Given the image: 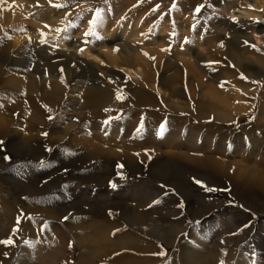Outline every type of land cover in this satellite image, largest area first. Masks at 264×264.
I'll use <instances>...</instances> for the list:
<instances>
[{
    "label": "rangeland",
    "instance_id": "1",
    "mask_svg": "<svg viewBox=\"0 0 264 264\" xmlns=\"http://www.w3.org/2000/svg\"><path fill=\"white\" fill-rule=\"evenodd\" d=\"M198 5H203L199 13ZM14 6L18 12L12 14ZM97 9L100 18L90 27ZM232 24L245 38H239ZM15 40L30 42L33 62L6 59L10 50L17 53ZM115 48L138 50L145 59V53L160 49L161 64L148 69L155 72L156 82L146 85L136 68L108 64L106 55ZM65 59L95 62L101 74L89 81L97 88L118 92L124 85L143 87L158 98L156 111H109L106 122L90 127L91 138L81 139L130 155L149 153L150 142L164 145L149 153L150 160H136L132 167L121 157L83 160L84 151L73 144L49 140L55 125L77 123L72 115H63L67 105L64 111L49 112L54 115L47 117L49 128L28 132L35 137L49 133L35 141L38 153L19 147L22 132L0 141V241L14 240L13 245L0 244V264H264V190L251 185L241 195L230 175L199 163L203 155L212 156L264 172V0H0V60L8 69L31 70L38 78L43 64ZM65 69L51 71L64 77ZM161 77L173 78L172 84L161 88ZM201 79L205 83L199 89ZM65 82L68 87L76 83ZM7 92H1L0 106L9 104L4 96L13 94ZM199 96L210 106L202 120L196 116ZM155 122L159 131L161 124L164 129L153 137ZM173 175L182 178L183 189L173 183ZM134 215L145 217L150 227H139ZM97 230L111 251L91 256L92 247L103 244L97 243Z\"/></svg>",
    "mask_w": 264,
    "mask_h": 264
},
{
    "label": "bare ground",
    "instance_id": "2",
    "mask_svg": "<svg viewBox=\"0 0 264 264\" xmlns=\"http://www.w3.org/2000/svg\"><path fill=\"white\" fill-rule=\"evenodd\" d=\"M38 2L39 3L43 2V0H38ZM11 12H12V14L18 12L16 6L13 7ZM19 16L20 15H18V17ZM249 16H252V15H249ZM233 17L236 18V15H233ZM260 19H262V17H260ZM231 28H232V30H234L236 32V34L240 33L239 38L240 37L245 38V35L241 34V32H237V31H241L242 29L240 30L234 24L231 25ZM47 29L48 28H46V27H44V28L41 27V30L44 32H48ZM27 39H28V36H25L21 40H27ZM21 40L13 41V50H17L16 51L17 53H13L10 50L9 52H7L8 54L6 53V55H5L6 59L11 60V62H13V64H15L16 62H20V61L21 62H28V61L33 62L34 61L33 60L32 45L30 44V42L27 43V41H25L26 43L20 45V43L22 42ZM256 41L258 42V39H256ZM75 45L80 46L81 43L76 42ZM127 48H129V47H127ZM114 50H115V51H113L114 53H112V52H109V54L106 53L107 54L106 55V61L108 64L114 65V66L125 64V66H130L132 68H136V70L141 73V76L143 77V80L145 81L146 85L151 86V85H153V83L156 82L157 76H155V72L151 73L149 71L151 70L152 66H154V65H152L153 63H155V64L157 63V65L161 64L160 62H161V60H163V54L161 53L160 49L147 52L146 56L148 57V59H145L144 57H142L141 56L142 53L139 54L138 50L137 51L132 50V48L128 51L124 50L122 48H115ZM70 61L67 59L61 60V61L55 62L54 65L51 64L52 66L49 64L48 65L43 64L41 74H39V77L36 78L33 75H31V73H30L31 70L30 71H23V73L22 72L17 73L15 71H13L12 69H8L6 67V65H4L2 63V61L0 60V96L5 95L4 93H1L3 90L8 91L7 94L11 93V92L13 94L11 97L4 96L5 97L4 102H6V100H9V98H10L9 104L2 103L0 106V110H2V108H3V110L5 111V112L0 113V141H4L12 133L16 134V133L22 132V136L20 138V141L17 143L19 145V147L25 149L27 152L38 153L40 151V148H39L40 146H38L39 143H35V141L44 138L49 133L46 135L41 134L40 136L35 137L32 135H29V133L31 132L30 130L38 129V128H42V129L49 128L52 121H48L47 117L52 116V119L54 117V115L50 114L49 112L50 111L55 112V114H56V113L60 112L61 110L64 111L63 107L66 108L68 106L66 108V110L64 111L63 115H65V116L72 115L73 118H77V120H78L77 123H70L67 127H59V126L55 125L53 127V130H51L52 132L50 134V136H52L53 138H50L49 140L56 142V143L57 142H69L70 144H73L76 149L84 151L85 154L82 155L83 160H84L85 156H87V158H89L90 156L92 157L94 155H105V157L107 159H109L111 157H117V158L121 157L124 160V162L126 163L127 167H132V165H134L133 163L136 160H141L144 163L147 162L148 160H150L151 155L149 153L152 152L153 150L155 152H159L160 147L164 145V141L162 143H158V145H155L154 143L150 142L149 146H151V147H150L149 153L140 152L139 155H130V154L115 153V151L113 149H111V147H104L100 144L94 143V141L92 139L90 140V139L85 138L86 140H88V142H87V141H84L85 139L80 138V136L91 138L90 127L94 123L101 124V123L106 122L109 119V115H108L109 111L123 110L127 107L128 108L129 107L151 108L152 110H155V109L157 110V109H159V105L157 104V101H158L157 96H156V98L151 97V95L153 93L148 91V89H144L143 87L136 90V89H133L129 86L124 85L122 87H124L125 90H122V91L119 90L118 92L113 91L110 87H108L109 89L108 88L103 89L102 87L97 88L89 81V78H91V77H93V79L98 78L99 74H97V73H100L99 69H101V68H99L96 64H94L95 62L94 63L85 62V61L81 62V61H78L75 59L74 64H73V63H70ZM153 61H155V62H153ZM149 63H150V65H149ZM74 65L76 68L74 67ZM168 65L174 66V63L169 61ZM173 66H172V68H173ZM188 66L191 67L192 64H189ZM23 67H24V65H23ZM53 67L54 68L60 67V68H64V69L66 68L64 77L59 76L58 73H55L54 71H51V68H53ZM28 68H30V67H28ZM148 69H149V71H148ZM192 71H193V69H192ZM65 78L67 80H73L74 82H76L75 85L73 87L66 86L65 85L66 84ZM109 79L110 78L107 79V77H106V80H109ZM172 79L161 77L160 78L161 88L164 89L165 85L170 86L173 82ZM114 80H115V78H114ZM202 80L203 79H201L197 85V87L199 89L202 86V82H204ZM173 85H174V83H173ZM206 86H208V85H206ZM170 88L171 87H169L168 90ZM173 88H174V86H173ZM208 89H210V87L209 88L206 87L207 91H208ZM175 90H171V91H173L172 94H176ZM197 90L195 92L196 96L200 95V92H201V91L197 92ZM177 91H178V89H177ZM207 91H205L204 93H206ZM14 93H16V94H14ZM172 94H170V95H172ZM117 95H120L122 97V99L118 100ZM179 95H180V93H179ZM173 97H174V95H173ZM173 97H171V98L173 99ZM169 99H167V101ZM25 102H27V103H25ZM126 102L128 103L127 105H125ZM172 103H175V102H172ZM222 103H224V102H222ZM36 104H38L40 106H44L47 109V111L43 108L38 109L36 107ZM76 104L79 105L78 110H76L75 112L70 111V108H72V106L76 105ZM241 105L242 104L240 103V106ZM167 106H168V104H167ZM223 106H221V107H223ZM227 107H228V110H230L229 107H231V106H227ZM169 108L174 110L175 106L170 105ZM219 108H220V106H219ZM238 108H240V107H238ZM241 108H240V110H241ZM244 109H242V110L245 111ZM225 110L226 109L224 108L223 113L226 112ZM103 111H106L105 113H103L104 115L101 114ZM227 112H229V111H227ZM232 112H231V114H232ZM209 113H210L209 104L206 103V101L204 100V97L200 98V96H199L197 106H196L197 119H201V120L205 119L206 115H208ZM223 113H222V115L224 116ZM217 114L219 115V113H217ZM226 116L227 115L225 113V118H226ZM230 116L231 115H229V117ZM110 117H111V119H113L112 117H114V115L110 116ZM215 117H217V116H215ZM134 119L137 120L136 118H134ZM134 119L130 120V123L135 122V121H133ZM158 123L159 122H155V126L156 125L157 126L152 128V131H153L152 136L153 137L158 136V132H159ZM149 125L152 126V124H149ZM26 129H28V130L26 131ZM25 131L27 133L28 132L29 133L27 135H24V134H26V133H24ZM38 134H40V133H38ZM166 134L171 135L172 133H170V130L168 129V132H166ZM81 140H83V141H81ZM110 146H113V145H110ZM113 148H116V147H113ZM161 154H163V153H161ZM186 157L190 158L191 156H186ZM213 158H212V156L208 157V156L203 155L202 157L199 158V161H200L199 163L203 164V165L211 166L212 168L218 170V172H220L224 175H230V177L233 180H235V182L239 185L240 188L239 187L238 188H239V193L241 195H243V194L245 195L246 189L248 188V186L250 187L251 185H255L259 189L264 190V172H262L263 170L259 171V170L251 169L249 167H239L238 165H232L230 163H224L222 161H215ZM157 168L159 169L162 167H157ZM160 170H162V169H160ZM158 173H160V171H158ZM171 177H172L173 183L175 185L179 186V188L183 189V186L180 184V181L182 178H180L179 175H176V176L173 175ZM20 188H22V187H20ZM128 216H129L128 213H124L125 221L131 222L129 219L130 217H128ZM134 216L136 219V220L134 219V222L136 224H139V227H141V226L144 228L150 227L151 222H149V220H147L145 217H139L137 215H134ZM158 228H160V227H158ZM96 238H98L97 239L98 244H101V242L103 244L101 246L99 245L97 247L93 246L92 247L93 253H91V256H94L95 253H98V252L101 254L103 252V250L106 252L111 251V250H108V247L104 244L105 237H104V234L102 231L97 230ZM196 260H198L199 262H202L201 259L196 258Z\"/></svg>",
    "mask_w": 264,
    "mask_h": 264
},
{
    "label": "snow or ice",
    "instance_id": "3",
    "mask_svg": "<svg viewBox=\"0 0 264 264\" xmlns=\"http://www.w3.org/2000/svg\"><path fill=\"white\" fill-rule=\"evenodd\" d=\"M49 2L51 3V0H49ZM54 6H55V7H64L65 5H62V4H56V5H54ZM157 7H158V6H157ZM202 7H203V5H198V6L195 8V11H196L197 13H199ZM153 10H155V9H153ZM100 11H101V10L97 9V10H96V13H95V15H94V18H93L91 21H89V25H90V27L95 26L97 20L100 18ZM233 22H235V18H233ZM58 31H59V30H58ZM89 34H94V33H91V32H86V33H85V35H89ZM98 38H99V37H98ZM245 43H247V42H245ZM221 46H222V45H221ZM162 50H163V49H162ZM145 55H147V54L145 53ZM61 71H62V69H61ZM242 78H243V77H242ZM117 99L120 100V99H122V97H121L120 95H117ZM49 119H51V117H49ZM141 126H142V125H141ZM163 129H164V125L161 124V126H160V131L158 132V135H159V134H162ZM42 135H46V133H44V134H42ZM46 150L50 151V149H46ZM3 159H4L5 161H9V160H10V157L7 156V155H5V156L3 157ZM41 163H43V161H41ZM193 182L196 183V184H198V185H200L202 188H205L207 191H213V190H214V189H211V188H207V186L204 185L202 181L197 180V179H195V178H193ZM110 184H111V182H110ZM112 186L114 187V185H112ZM178 207H181V208H182V207H183V203H180V204L178 205ZM108 214H109V216L112 215L111 210H109V213H108ZM63 219H68V217H63ZM19 223H20V221L17 220V224H19ZM14 230H18V229H14ZM0 244L13 245V244H14V240H13V239H5V240L0 241ZM221 264H223V262H221Z\"/></svg>",
    "mask_w": 264,
    "mask_h": 264
}]
</instances>
